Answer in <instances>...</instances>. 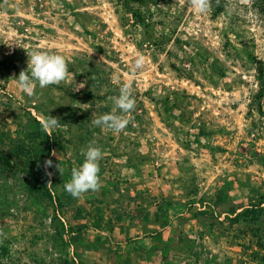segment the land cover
<instances>
[{
    "label": "rangeland",
    "instance_id": "1",
    "mask_svg": "<svg viewBox=\"0 0 264 264\" xmlns=\"http://www.w3.org/2000/svg\"><path fill=\"white\" fill-rule=\"evenodd\" d=\"M206 4L0 0V264H264V214L232 219L264 207V0ZM33 49L69 72L27 97ZM125 82L127 127L93 125ZM91 142L101 187L73 197Z\"/></svg>",
    "mask_w": 264,
    "mask_h": 264
},
{
    "label": "clouds",
    "instance_id": "2",
    "mask_svg": "<svg viewBox=\"0 0 264 264\" xmlns=\"http://www.w3.org/2000/svg\"><path fill=\"white\" fill-rule=\"evenodd\" d=\"M192 6L199 14L208 11L206 0H192ZM27 67L20 71L16 77L17 87L22 94L33 97L37 94V88L43 89L51 84H59L67 79L69 66L64 55L47 51L31 50L27 52ZM143 57H137L134 61V71L142 68ZM112 108L109 112L100 114L92 120V124L101 128L119 133L124 130L130 122L129 113L135 107L133 89L130 83H120L118 94L111 97ZM42 127L47 129L59 124L56 116L49 115L41 121ZM83 161L77 167L71 169V178L64 183V190L73 197H80L88 191H96L101 187L99 176V162L102 159V150L95 142L89 143L86 148L81 149ZM55 155V153H54ZM53 161L48 159L45 164L51 166ZM60 168V162L56 165Z\"/></svg>",
    "mask_w": 264,
    "mask_h": 264
},
{
    "label": "trees",
    "instance_id": "3",
    "mask_svg": "<svg viewBox=\"0 0 264 264\" xmlns=\"http://www.w3.org/2000/svg\"><path fill=\"white\" fill-rule=\"evenodd\" d=\"M40 134L44 136L45 142L47 143L46 144L47 145V152H46V155H44L42 158L43 160H46V159H49V157H50L52 137H51V135L48 134V132L46 131L45 128H43L41 130ZM49 181H50L49 176L46 175L44 178V181L42 182L43 183L42 191L48 197L53 198V194H52L50 188H48V182ZM263 214H264V207L261 206V204H252L250 207L246 208L244 211L238 212L232 219L234 221H238L241 218L245 219L247 217H250V218L255 217V219H258Z\"/></svg>",
    "mask_w": 264,
    "mask_h": 264
}]
</instances>
